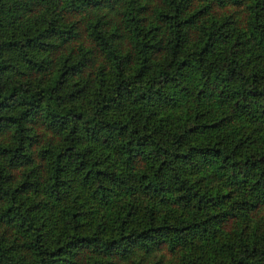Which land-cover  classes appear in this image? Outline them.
<instances>
[{
  "label": "trees",
  "instance_id": "obj_1",
  "mask_svg": "<svg viewBox=\"0 0 264 264\" xmlns=\"http://www.w3.org/2000/svg\"><path fill=\"white\" fill-rule=\"evenodd\" d=\"M0 264H264V0H0Z\"/></svg>",
  "mask_w": 264,
  "mask_h": 264
},
{
  "label": "rangeland",
  "instance_id": "obj_2",
  "mask_svg": "<svg viewBox=\"0 0 264 264\" xmlns=\"http://www.w3.org/2000/svg\"><path fill=\"white\" fill-rule=\"evenodd\" d=\"M169 113L171 114V115H173L174 113H175V111L174 110H170L169 111ZM81 190V187L80 188H74V189H72V194H71V196H75L76 198H77V201H78V197L77 196H82V194H83V191H80ZM125 198V197H124ZM32 199H37L36 197H32ZM66 200H68L67 198H66ZM126 200H127V197H126ZM129 202L131 203V204H137V209H138V214H140V212H141V208H142V205L143 204H147L148 203V200L147 199H144V198H141L140 196H138V194H133L132 195V198H130L129 199ZM121 203V202H120ZM60 205H61V203H59V204H57V203H55L53 206V212L54 213H56L57 211H59V207H60ZM89 206H87L86 207V209L88 208ZM58 213V212H57ZM98 213L96 212L94 215L96 216ZM9 235H7V237H11V235L13 234V232H9L8 233ZM166 257V256H165Z\"/></svg>",
  "mask_w": 264,
  "mask_h": 264
}]
</instances>
